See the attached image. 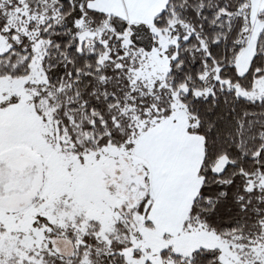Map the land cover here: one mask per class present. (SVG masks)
I'll return each instance as SVG.
<instances>
[{
    "label": "snow or ice",
    "instance_id": "6c2138e0",
    "mask_svg": "<svg viewBox=\"0 0 264 264\" xmlns=\"http://www.w3.org/2000/svg\"><path fill=\"white\" fill-rule=\"evenodd\" d=\"M0 264H264V0H0Z\"/></svg>",
    "mask_w": 264,
    "mask_h": 264
}]
</instances>
